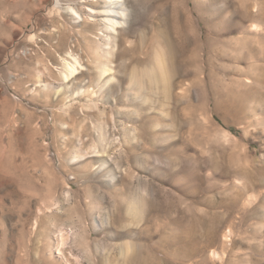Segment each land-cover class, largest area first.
Masks as SVG:
<instances>
[{"label":"rangeland","instance_id":"obj_1","mask_svg":"<svg viewBox=\"0 0 264 264\" xmlns=\"http://www.w3.org/2000/svg\"><path fill=\"white\" fill-rule=\"evenodd\" d=\"M125 6L0 0V264H264V0Z\"/></svg>","mask_w":264,"mask_h":264},{"label":"bare ground","instance_id":"obj_2","mask_svg":"<svg viewBox=\"0 0 264 264\" xmlns=\"http://www.w3.org/2000/svg\"><path fill=\"white\" fill-rule=\"evenodd\" d=\"M105 2H108L109 7H108V9H106L102 12V15L112 18V19H105L104 20L106 30L107 31H114V33H118L119 29L122 28V25L127 18V8L125 6V0H105ZM76 13H78V12L76 11ZM94 51L96 53H98V52H100V49L95 47ZM67 65H68V69L71 70L70 73L74 74L76 72V70H75L76 67H73L69 63ZM104 70L106 72L104 71L105 73H103V74H108L112 71L108 67H105ZM61 237H62L61 238L62 244H64L66 242L64 239V236L62 235Z\"/></svg>","mask_w":264,"mask_h":264}]
</instances>
